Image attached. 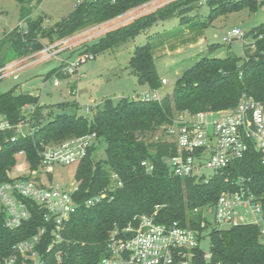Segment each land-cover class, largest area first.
I'll list each match as a JSON object with an SVG mask.
<instances>
[{
  "label": "trees",
  "instance_id": "trees-1",
  "mask_svg": "<svg viewBox=\"0 0 264 264\" xmlns=\"http://www.w3.org/2000/svg\"><path fill=\"white\" fill-rule=\"evenodd\" d=\"M16 1L20 6V22L25 26H15L0 39V68L43 49L42 39L47 40V45L54 44L87 28L123 17L128 11L153 0H85L50 27L43 24L45 15L33 16V5H38L41 0ZM198 1L172 0L135 15L82 41L77 51L96 56L120 47L158 22L174 17H178L180 23L190 21L189 24L194 26L198 21L185 14ZM262 4L257 0H207L208 22L198 24L207 26L220 16L243 9L256 12ZM98 35L97 40L89 42ZM246 40L252 42L253 48ZM242 42V57L202 56L197 59L181 72L171 93L165 94L160 101L121 98L113 102L106 99L96 106L91 119L77 113L49 111L44 114L39 96L25 91L16 93L13 89L0 92V115L11 124L27 120L33 128L31 134L15 141H10L14 130L0 131V183L10 180L9 173L18 161L16 153L19 151L25 153L28 167L35 169L39 152L46 144L91 133L96 137L74 173L78 188L73 196L79 205L62 232L68 243L62 242L46 252L51 241V226L48 225L39 246L42 264H91L102 254L103 243L113 226H123L134 215L151 214L155 210L158 222L179 220L191 228L203 232L209 230L211 257L206 260L199 251L197 264H264V245L259 241L255 225L219 229L201 214L193 213L195 207L215 203L219 194L231 189L233 184L220 175L207 180L170 177L163 159L175 153L174 143L165 139L163 133L152 142L143 139L145 134L171 122L178 112L194 114L233 109L243 95L264 104V22L246 30ZM153 48L150 41L135 46L127 66L136 75L138 84L148 89L163 87L154 63ZM216 48L212 45L209 51ZM63 66L61 62L45 78L67 75L62 71ZM58 104L64 109L71 103ZM72 105L76 107L77 102ZM25 106H31L32 111L23 113ZM99 140L105 145L104 159H97L95 155ZM143 160L152 163V171L146 172L141 165ZM113 174L117 176L114 180ZM229 174L232 182L238 176L245 178L251 191L261 199L264 209V168L260 154L250 149ZM118 181L121 182L119 187ZM108 188L111 191L106 199L93 206H84L86 199ZM27 205L30 218L13 230L4 226L5 213L0 210V261L11 252L14 243L29 238L44 224L42 210L30 201ZM58 251L61 252L60 260L56 258Z\"/></svg>",
  "mask_w": 264,
  "mask_h": 264
},
{
  "label": "built area",
  "instance_id": "built-area-1",
  "mask_svg": "<svg viewBox=\"0 0 264 264\" xmlns=\"http://www.w3.org/2000/svg\"><path fill=\"white\" fill-rule=\"evenodd\" d=\"M21 25L19 22L17 26L22 28ZM101 25L47 45L38 52L4 65L0 68V79L8 76L17 79L19 72L28 63L57 58L68 48L84 41L86 36L82 38L83 34L94 31ZM244 34L245 31L240 28H231L225 32L222 40L225 43L233 39L242 40ZM77 37L78 41H75ZM90 37L91 35L87 36L85 40ZM94 58L92 53H80L73 60L60 59L64 64L62 71L73 75L82 63ZM166 84L167 79L162 78L161 85ZM53 85H59L56 78ZM140 100L160 101L161 97L157 89H149L141 94ZM93 106L85 105L84 110L89 112ZM6 129L14 130L10 141L25 137L33 131L27 120L11 124L4 118L0 119V131ZM160 130L165 139L173 142L176 148L174 154L163 159L170 177L207 180L220 175L226 182L233 184L231 189L219 194L215 203L195 207L193 213L201 214L219 229L255 225L258 228L259 241L264 245V209L261 199L251 191L245 178L238 176L233 182L229 181L233 179L229 176L230 169L250 149L260 154L264 168V104L243 95L233 109L207 110L194 114L187 111L178 112L172 121L163 124ZM95 140V133H91L46 144L39 152V163L35 169L28 167L23 151L16 153L22 160L20 163L16 162L13 169L22 174L11 176L9 181L0 183V205L5 213L4 226L13 230L30 218L31 211L27 201L42 210L44 224L29 238L14 243L11 252L0 264H42L39 246L48 231V225L51 226V241L46 246V252L62 242L68 243L62 232L79 205L73 196L77 191L78 182L73 177L69 187H63L53 183L51 175L56 167H77ZM141 165L145 167L146 172L153 169L152 163L147 160H143ZM116 178L113 174L112 179ZM116 185L121 186V182L118 181ZM108 191H111V188L86 199L84 206H93L106 199ZM156 214V210L151 214H137L125 225L113 226L103 243L102 254L91 264H197L199 251L202 258L210 259V250L201 246L203 231L183 225L179 220L158 222ZM60 256L61 252L58 251L57 260H60Z\"/></svg>",
  "mask_w": 264,
  "mask_h": 264
},
{
  "label": "rangeland",
  "instance_id": "rangeland-1",
  "mask_svg": "<svg viewBox=\"0 0 264 264\" xmlns=\"http://www.w3.org/2000/svg\"><path fill=\"white\" fill-rule=\"evenodd\" d=\"M82 1L85 0H41L36 6L32 3L33 16L37 14L45 15L43 24L46 27H50L60 19L68 16L75 5ZM169 1L172 0L150 1L134 10L128 11L125 16L128 17L132 15L133 17L148 12ZM206 2L207 0H200L198 3L192 4L190 7L191 10L185 15L190 17V19L206 24L208 22V8L206 7ZM262 2L264 3V0H257L258 4ZM185 15L183 16L185 17ZM120 19H124V17L102 23V25L94 29L93 32H87L88 35H85L89 36L91 34V37H93L96 34L112 29L116 25H120L124 22ZM19 22L20 6L17 1L0 0V39L17 26ZM189 22L190 21H181L180 23L178 17L168 19L164 22H158L146 31L139 33L134 40L113 50L98 54L94 59L82 63L78 71L73 75H65L63 77L53 75L46 79L45 75L61 64L59 59L51 58L38 62H30L19 72L17 79H13L11 76L0 79V92L13 89L16 93L25 91L39 96V104L44 105V114L49 111L52 113H77L78 115H83L91 119L96 108L95 106L101 104L104 100L110 99L116 102L121 98L140 99L141 94L149 90L145 85L138 84L136 75L133 74L127 66L128 59L134 47L150 41L153 42L154 47L152 53L155 56L157 55L156 65L158 74L160 76H165L168 81L166 85L157 89L158 94L162 98L165 94L171 93L178 75L200 57L228 55L242 57V40L233 39L225 43L222 40V36L231 28H240L246 31L264 22V8L262 4L256 12L243 9L220 16L203 27L198 24V22L194 24V26L190 25ZM21 24V27L25 26L23 22H21ZM184 25L187 26L182 29L181 27ZM195 29H203L202 32L205 40V44L203 45H208L205 46L206 49H203V52H200V45L196 46L193 51L190 49L187 50V48L183 49V46H186L189 44L188 42H192L194 39L188 40L187 36L184 35L193 32ZM85 30H89V28ZM85 30L77 34L84 33ZM81 37L79 39H81ZM98 37L99 35L92 40L90 39L89 42H94ZM86 38H84V40ZM74 40L78 41V37ZM246 42L249 47L253 48L251 41L246 40ZM42 43L47 46L46 39H42ZM79 43L62 53L63 58L61 59H75L79 55V51H77L81 46ZM203 45L202 47H204ZM212 45H215L217 48L213 51H209V47ZM166 48L172 50L171 54L159 57L160 52H163ZM175 48H181V51L175 52ZM68 55L70 56L67 57ZM55 78L59 81V86L53 85V80ZM74 101H77L76 107L72 105ZM62 102H69L71 104L64 109H60L58 103ZM85 105L94 106L90 107L89 112H86L84 110ZM30 107L31 106L23 107V113L29 112ZM0 119H3L2 115H0ZM161 135L162 132L160 128H158L153 132L145 134L143 139L147 142H152L161 137ZM98 145V149L95 153L96 158L104 159V142L100 141ZM17 159V162L20 163L22 157L19 156ZM75 170V165L56 167L55 172L51 175L52 182L68 188L74 177ZM20 174L22 173H18V171L13 169L9 173V177ZM208 231L209 230L204 231V237L201 241V246L205 250L209 249Z\"/></svg>",
  "mask_w": 264,
  "mask_h": 264
},
{
  "label": "crops",
  "instance_id": "crops-1",
  "mask_svg": "<svg viewBox=\"0 0 264 264\" xmlns=\"http://www.w3.org/2000/svg\"><path fill=\"white\" fill-rule=\"evenodd\" d=\"M127 14V13H126ZM123 17H124V19H120V20H123V21H126V20H128L129 18H131L132 17V15H130V16H128V17H126L125 16V14L124 15H122ZM122 18V17H121ZM120 22H122V21H120ZM187 25H184L183 27H181L182 29L183 28H185ZM197 28V27H196ZM180 29V28H179ZM203 29H195V30H193V32H190V33H187L186 35H184V36H187V38H188V40H192V38H194L193 39V41L192 42H188L189 44H187L186 46H183L184 48L183 49H185V48H187V50H191V51H193L195 48H196V46H199L200 47V52H203V49H206V47L205 46H208L207 44L206 45H203V44H205V40H204V37H203ZM188 32V31H187ZM87 35H88V33H86ZM87 35H83L82 36V38L83 37H85V36H87ZM91 35V34H90ZM202 45L204 46V47H202ZM186 50V51H187ZM179 51H181V48H175V52H179ZM171 52H172V50H170V49H168V48H166V50H164L163 52H160V54H159V57H162V56H165V55H168V54H171ZM64 53V52H63ZM61 58H63V54L61 53V54H59V56L57 57V58H54V59H59V62H61ZM153 58H154V63H155V66H156V69H157V65H156V59H157V55L155 56V55H153ZM157 72H158V69H157ZM177 74V73H176ZM160 76V75H159ZM179 76V75H178ZM160 78L162 79V78H165V76H160ZM168 82V81H167ZM57 86H59V85H57ZM77 102V101H76Z\"/></svg>",
  "mask_w": 264,
  "mask_h": 264
}]
</instances>
